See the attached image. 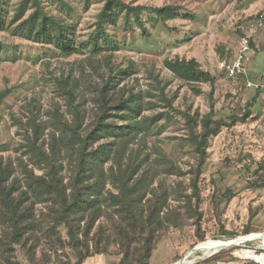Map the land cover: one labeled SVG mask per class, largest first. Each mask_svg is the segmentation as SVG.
I'll return each instance as SVG.
<instances>
[{
  "label": "rangeland",
  "instance_id": "obj_1",
  "mask_svg": "<svg viewBox=\"0 0 264 264\" xmlns=\"http://www.w3.org/2000/svg\"><path fill=\"white\" fill-rule=\"evenodd\" d=\"M23 0H0L7 24L14 19ZM137 7L178 6L181 17L166 24L156 21L151 13L142 15L147 34L132 23L126 30L124 15L107 32L121 46L109 64L126 68L134 63V73L127 84L143 91L149 102L159 106L147 111L151 116L163 110L154 75H159L165 93L173 101L167 117L155 126L146 139L145 152L154 161L171 160L184 172L196 164V154L187 139L188 129L179 112H199L202 117L213 114L214 120L231 122V116L245 118L222 131L210 141L209 157L203 167L199 187L202 201L190 206L186 196L192 195L189 178L159 171L153 188L162 186L170 192V207L178 216V226L170 223L157 243L150 264H260L246 258L245 252L264 253V92L247 86V80L259 82L264 77V44L247 63L248 76L230 78L223 63H229L240 50L241 40L250 32L252 21L264 12V0H122ZM53 15H63L77 26V41L87 42L97 30L101 0H65L68 11L56 0H41ZM32 10L25 13L26 19ZM264 33V31H263ZM253 43V40H252ZM0 91L12 94L0 105V157H21L24 130L29 108L41 111L50 120L55 107L66 111V102L57 88V81L69 75L100 82L109 71L107 61H88L89 51L65 58L49 45H42L14 35L11 29L0 31ZM175 57L197 59L203 69L216 78L214 86L200 85L198 96L184 82L165 68L164 61ZM86 75V76H85ZM262 77H258L261 76ZM125 83V84H126ZM88 89V87H87ZM88 94V93H87ZM23 120V132L16 122ZM23 136V137H22ZM64 240L67 230L58 224ZM249 230L252 233L245 235ZM5 230L0 228V238ZM237 235L238 247L226 248L232 240L218 238L225 233ZM233 239V240H235ZM52 240L46 235H28L15 247L12 255H4L1 264H77L68 246L59 252V261ZM228 243V244H227ZM198 246V252L193 250ZM58 250V249H57ZM116 247L110 254L95 255L83 264H119L122 255ZM0 251L2 248L0 247ZM10 261H7L6 258ZM51 259L47 263L46 260Z\"/></svg>",
  "mask_w": 264,
  "mask_h": 264
},
{
  "label": "trees",
  "instance_id": "obj_2",
  "mask_svg": "<svg viewBox=\"0 0 264 264\" xmlns=\"http://www.w3.org/2000/svg\"><path fill=\"white\" fill-rule=\"evenodd\" d=\"M56 1L72 12L65 0ZM101 1L104 6L98 15L97 30L83 43L77 41L76 24L66 16L47 12L41 0H23L10 24L0 2V31L11 29L21 39L52 46L65 58L89 51L91 64L104 58L109 66L100 82L88 81V89L83 88L84 78L69 75L59 79L57 88L65 99L66 111L55 107L51 119L45 120L35 105L30 107L22 133L25 143L21 144L26 158L23 153L16 160L0 157V228L5 230L0 238V264L4 255L14 254L15 247L31 234L51 239L60 262L64 258L59 249L66 246L77 264L95 255L110 254L111 248L116 247L122 255L119 264H150L162 233L170 223L179 225V217L170 207L172 195L168 189L162 183L153 188L159 171L179 177L189 175L192 195L186 196L187 203L192 206L195 200L199 205V182L211 139L223 127L245 119L231 116V122H227L214 120L212 113L202 117L199 112H179L188 129L187 139L194 148L196 164L184 172L171 160L154 161L145 152L146 139L174 108L173 101L165 93L159 75H154L159 101L164 104L163 109L169 110L145 114L159 106L149 102L143 91L126 83L134 73V63L126 68L109 64L121 46L107 27L116 26L124 15L127 31H131L134 22L147 34L144 13H151L156 21L166 24L181 17L182 9ZM29 10L32 12L24 19ZM164 66L198 96L203 94L200 85L216 83L215 76L195 58L166 59ZM11 94L12 89L0 91V105ZM16 122L23 132V120ZM260 169L264 170V160ZM58 224L66 228L67 240ZM251 233L247 230L245 235ZM224 235L218 239L237 238L234 233Z\"/></svg>",
  "mask_w": 264,
  "mask_h": 264
},
{
  "label": "built area",
  "instance_id": "obj_3",
  "mask_svg": "<svg viewBox=\"0 0 264 264\" xmlns=\"http://www.w3.org/2000/svg\"><path fill=\"white\" fill-rule=\"evenodd\" d=\"M248 35L242 38L240 50L236 56L229 63L224 62L222 67L226 70V73L230 78L234 80H240L243 77L248 76L247 63L255 54V48L253 47L252 40L260 33L264 31V12L260 13L251 23ZM247 86L255 88L264 92V77L259 82H251L247 80Z\"/></svg>",
  "mask_w": 264,
  "mask_h": 264
},
{
  "label": "bare ground",
  "instance_id": "obj_4",
  "mask_svg": "<svg viewBox=\"0 0 264 264\" xmlns=\"http://www.w3.org/2000/svg\"><path fill=\"white\" fill-rule=\"evenodd\" d=\"M245 256L246 258L252 259L260 264H264V253L258 254L255 251H248V252H245Z\"/></svg>",
  "mask_w": 264,
  "mask_h": 264
},
{
  "label": "crops",
  "instance_id": "obj_5",
  "mask_svg": "<svg viewBox=\"0 0 264 264\" xmlns=\"http://www.w3.org/2000/svg\"><path fill=\"white\" fill-rule=\"evenodd\" d=\"M264 44V33L263 32H260L254 39H253V47L255 48V54H256V51H258L259 48H261ZM254 54V55H255ZM258 77H262L261 76H258Z\"/></svg>",
  "mask_w": 264,
  "mask_h": 264
},
{
  "label": "water",
  "instance_id": "obj_6",
  "mask_svg": "<svg viewBox=\"0 0 264 264\" xmlns=\"http://www.w3.org/2000/svg\"><path fill=\"white\" fill-rule=\"evenodd\" d=\"M235 241H236V239L235 240H232V242H231V244H229L226 248H233V247H238L239 246V244H236L235 243ZM198 246L193 250V252H198ZM183 260L182 261H180V262H178V264H183Z\"/></svg>",
  "mask_w": 264,
  "mask_h": 264
}]
</instances>
